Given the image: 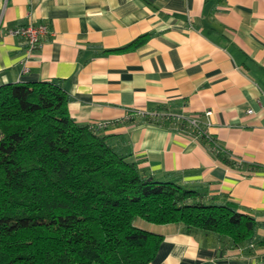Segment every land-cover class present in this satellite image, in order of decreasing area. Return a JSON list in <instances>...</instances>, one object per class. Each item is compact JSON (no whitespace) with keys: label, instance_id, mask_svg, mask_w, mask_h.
Returning <instances> with one entry per match:
<instances>
[{"label":"crops","instance_id":"crops-1","mask_svg":"<svg viewBox=\"0 0 264 264\" xmlns=\"http://www.w3.org/2000/svg\"><path fill=\"white\" fill-rule=\"evenodd\" d=\"M29 23L51 30L31 56L10 32ZM26 81L58 82L71 116L105 122L102 132L142 172L259 223L250 243L235 245L137 218L163 235L148 264H264V0H0V85ZM135 110L200 117L223 150Z\"/></svg>","mask_w":264,"mask_h":264},{"label":"trees","instance_id":"trees-1","mask_svg":"<svg viewBox=\"0 0 264 264\" xmlns=\"http://www.w3.org/2000/svg\"><path fill=\"white\" fill-rule=\"evenodd\" d=\"M69 101L58 82L0 85V264H148L163 235L137 218L179 222L188 233L211 231L235 245L254 239L252 216L142 172L101 122H77Z\"/></svg>","mask_w":264,"mask_h":264},{"label":"built area","instance_id":"built-area-1","mask_svg":"<svg viewBox=\"0 0 264 264\" xmlns=\"http://www.w3.org/2000/svg\"><path fill=\"white\" fill-rule=\"evenodd\" d=\"M12 34L20 35L24 37L27 41V52L28 56H31L32 53L42 45L43 37L51 33L50 27L46 23L34 24L29 23L26 25L19 26L17 28L11 29ZM27 61H24L22 66V73L28 71ZM248 112L252 113L253 109H249ZM211 111H206V114H210ZM134 114H137L141 117H150L153 120H172L176 122H184V127L188 128L192 133L203 136L208 139L215 151L223 150L218 142H216L204 129L203 122L200 117L197 116H187L182 114H172V113H156V112H147L145 110H135ZM173 120V121H174ZM163 121V120H162ZM176 124V123H175ZM105 122H101L100 126H106Z\"/></svg>","mask_w":264,"mask_h":264}]
</instances>
